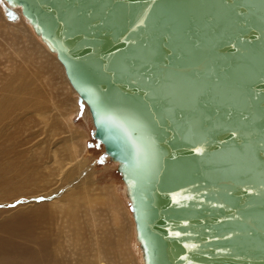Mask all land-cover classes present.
I'll use <instances>...</instances> for the list:
<instances>
[{
  "label": "water",
  "instance_id": "obj_1",
  "mask_svg": "<svg viewBox=\"0 0 264 264\" xmlns=\"http://www.w3.org/2000/svg\"><path fill=\"white\" fill-rule=\"evenodd\" d=\"M6 1L88 107L145 264H264V0Z\"/></svg>",
  "mask_w": 264,
  "mask_h": 264
},
{
  "label": "rangeland",
  "instance_id": "obj_2",
  "mask_svg": "<svg viewBox=\"0 0 264 264\" xmlns=\"http://www.w3.org/2000/svg\"><path fill=\"white\" fill-rule=\"evenodd\" d=\"M0 7L4 12L1 15L2 19L4 18L1 24H19V15L10 20L3 6ZM28 26L29 33L32 34L30 36L29 33L23 34L19 41L3 40L0 37V53L9 55L13 50L22 48V55L27 58L31 69L34 71V68L37 69L36 83H31L33 87L40 88L43 98L47 101L40 107V111L28 104L20 111L14 109L15 115L20 116L14 115V120L9 121L7 134L11 139L6 138L0 156L3 157L2 161H5L10 158V153H24L22 157H25V154L30 155L28 161L32 181L28 187L40 191V194L0 202V223L18 216L25 225L22 227L23 232L31 234L30 245L26 250L25 246H20V242L17 241L16 252L13 255L9 254L8 257H1L0 264H23L25 252L30 253L35 249L48 255V264H94L99 259L98 248L108 256L104 258L110 263L138 264L140 261L141 264L143 253L136 240L130 203L126 197L125 185L117 172V165L104 157L103 146L92 138L94 127L87 116V107L78 102L76 93L73 94L59 62L52 57L53 54L35 34L32 26ZM9 43H13L14 46H10ZM44 49L52 56L45 53ZM31 53L35 55L33 61L31 60L33 57L29 56ZM5 61L6 58L0 56V72L4 69ZM74 146L78 147V151L86 146L84 154L76 157ZM54 154L58 157L59 166L67 158L72 161L75 158L76 162L81 160L84 166L76 173L72 171L65 174L67 168L61 173L60 167L57 169L58 165L55 164ZM41 156L44 161L40 160ZM72 176L74 184L72 182L67 184V178ZM84 181L87 182V187L80 191L79 185ZM67 195H71L77 202L67 203V206L51 205L56 199ZM42 203L48 204L49 215L44 219L29 216L32 210L27 207L39 206L38 204ZM112 207L116 211L114 215L111 213ZM41 240L46 244L42 251L35 247L36 242Z\"/></svg>",
  "mask_w": 264,
  "mask_h": 264
},
{
  "label": "bare ground",
  "instance_id": "obj_3",
  "mask_svg": "<svg viewBox=\"0 0 264 264\" xmlns=\"http://www.w3.org/2000/svg\"><path fill=\"white\" fill-rule=\"evenodd\" d=\"M0 5L3 6V9L5 10L6 14L9 17L11 16L12 18H14V16H17V15H19V17H20L19 24L17 23L15 25H13V24L12 25H8L9 24L8 23L7 25H5L4 23L3 24L0 23V37L3 40L4 39L5 40L8 39V40H11V41H19V40H21L20 38H21V36L23 34L26 35V34L29 33V30H28L29 26L28 25H31V23L22 15V11H21L20 8L11 7L7 3L6 0H0ZM0 9H1V7H0ZM10 11L12 13L11 15L9 14ZM0 12H1L0 13V22H1L2 20H4V18L2 19V17H1L2 13H4V12H3L2 9H1ZM31 28H33V26ZM33 30H34V28H33ZM34 32H35V30H34ZM30 34H32V33H29V36H30ZM35 34L41 39V37L36 32H35ZM5 36H7V37L5 38ZM32 38H33V36H32ZM41 41H42V39H41ZM43 43L46 45L45 42H43ZM9 45L10 46H12V45L14 46L13 43H9ZM39 47H41L40 44H39ZM47 48L49 49L48 46H47ZM2 51H4V50H2ZM33 51H35V49H33ZM49 51L53 54V56L50 54V52H47L44 49L45 53H47L49 56H52L56 61L59 62L60 66H61V68H62V70L64 72V75L66 77L67 83L70 86L73 94H75L76 92L74 91V89L70 85L69 80H68V78L66 76L64 67L61 64V62L59 61V59L57 58V54L53 53L50 49H49ZM22 52L23 51H22V48H21V49L13 50L12 53H10L9 55H6L4 53H0L1 57L6 58V61L3 63V65H5L4 69H3V71L0 72V81L4 80L2 83L0 82L1 85H2V87L0 88V153H2V149L5 147L6 138L11 139V136L8 137V134H7V131L9 130V126H10L9 121L12 120V119L14 120L15 116L19 115V114L15 115L16 111H14V109L17 110V111H20L21 109H24V105L25 104H28L29 106H33V107L37 108V111H40V107L45 105L46 101H47L46 98L45 99L43 98L44 96L42 95V92L40 91V88L33 87V83H31V82H35L36 83L37 75H35V72H37L36 71L37 69L34 68L35 71L31 69L32 66L27 63L28 62V61H26L27 58L24 57L25 55L24 56L22 55ZM35 53H36V51H35ZM29 56L33 57L35 55L33 53H31V55H29ZM31 57H30V59H31ZM34 58L35 57H33L31 60L33 61ZM35 86H36V84H35ZM44 109H45V107H44ZM72 109H73V106H71L70 110H72ZM86 109H87L86 112L88 114L87 116L91 119V115H90V111H89L88 107ZM40 114H41V112H40ZM91 121H92V119H91ZM92 125H93V122H92ZM70 139H71V137H70ZM66 146H67V144H66ZM85 147L83 146L81 148V150L78 151V147L74 146L75 156L77 157L78 155H83L84 152H85V150H84ZM72 153L74 154L73 151H72ZM23 155H24V153H10V158L8 160H5V161H2L3 157L0 156V202H6V201L10 202V201H12L14 199H17V198L21 199V198H24V197H29V196H33V195H37V194L39 195L40 194V191H37L36 189H31V188L28 187L29 183L32 181L31 180L32 171H31V168L29 167L30 163L28 161V157H31V156L28 155V154H25V157H22ZM53 156L55 158V164H57L58 163V157H57L56 154H54ZM42 157L43 156H41L40 160L44 161V159H42ZM48 157H49V155H48ZM75 162H76L75 158H74V161H72L70 158H67V160H63L62 161L60 166L57 164L58 165L57 169H59V167H60L61 173H63V172L66 171L65 168H67L68 170L66 171L65 174L70 173L72 171H75V173H76V172H78L79 169L83 168L84 164H83V162L81 160H78L76 163ZM50 165L51 164H49V166ZM57 165H56V167H57ZM36 170H39V169H36ZM62 175H64V174H62ZM73 177L74 176H72L71 178H67V180H66L67 184L71 183V182H72V184H74V182H73L74 178ZM59 178L60 177H58V179ZM86 187H87V182H85V181L83 183H80V185H79L80 191H82L83 189H86ZM125 189H126V187H125ZM75 202H77L76 199L71 197V195H67V196H64V197H62L60 199H56V202L55 203L53 202V204H51V205H61V204H63L65 206L67 203L69 204V203H75ZM38 205L39 206H29V207H27V209H31L32 210V212H31V214L29 216H31V217H40L41 219H44L45 217H47L49 215L48 212H47V209H48L47 205L48 204L47 203H42L41 205L40 204H38ZM109 205L110 204H108V206ZM94 207H96V206H94ZM17 209H20V208H17ZM87 210H89V209H87ZM111 210H112L111 213H113V215H114L116 211L114 210L113 207H112ZM25 215L27 216V213ZM132 216H133V214H132ZM133 220H134V217H133ZM0 224H1L0 225V233H1L0 234V258L4 257V256L8 257L9 254L13 255L16 252L17 241L20 242V246H23V245L25 246V250L29 247V245H30L29 240H30V235L31 234H29L27 232H23L24 230L22 229V227L25 226V225H24L23 222H21V220H20V218L18 216H17V218L11 217V218H9V220L2 221V223H0ZM134 224H135V229H136L135 220H134ZM77 237H78V235H77ZM136 240H137V230H136ZM36 243L37 244L35 245V247L36 248H40L41 251L44 249V247L46 245L44 243V241H42V240L39 241V242H36ZM108 244H110V243H108ZM47 248H49V247H47ZM98 249H99L98 250L99 259L94 264H113L112 262L110 263L109 260H106L104 258L107 255L102 252V249L101 248H98ZM141 252H142V250H141ZM55 254H57V253H55ZM25 255L26 256H25L23 264H48L49 263L48 255L45 252H43V251H42V253L39 252L38 249H35V251H32L30 253H26L25 252ZM22 257H24L23 254H22ZM14 259H16V258H14ZM58 260H60V259H58ZM7 261H8V258H7ZM18 262H20V260H18ZM139 262H138V264H139ZM131 264H135V262L134 263L131 262ZM141 264H145L143 255H142Z\"/></svg>",
  "mask_w": 264,
  "mask_h": 264
},
{
  "label": "snow or ice",
  "instance_id": "obj_4",
  "mask_svg": "<svg viewBox=\"0 0 264 264\" xmlns=\"http://www.w3.org/2000/svg\"><path fill=\"white\" fill-rule=\"evenodd\" d=\"M177 235H179V234L177 233Z\"/></svg>",
  "mask_w": 264,
  "mask_h": 264
}]
</instances>
